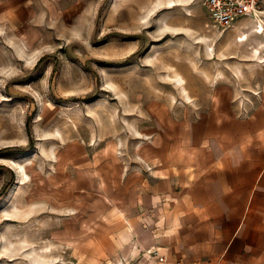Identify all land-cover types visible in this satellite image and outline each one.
Returning <instances> with one entry per match:
<instances>
[{"label": "rangeland", "instance_id": "obj_1", "mask_svg": "<svg viewBox=\"0 0 264 264\" xmlns=\"http://www.w3.org/2000/svg\"><path fill=\"white\" fill-rule=\"evenodd\" d=\"M172 1L0 0V264H147L150 166L262 101L264 0Z\"/></svg>", "mask_w": 264, "mask_h": 264}, {"label": "crops", "instance_id": "obj_2", "mask_svg": "<svg viewBox=\"0 0 264 264\" xmlns=\"http://www.w3.org/2000/svg\"><path fill=\"white\" fill-rule=\"evenodd\" d=\"M198 138L148 169L147 264H264V95Z\"/></svg>", "mask_w": 264, "mask_h": 264}, {"label": "built area", "instance_id": "obj_3", "mask_svg": "<svg viewBox=\"0 0 264 264\" xmlns=\"http://www.w3.org/2000/svg\"><path fill=\"white\" fill-rule=\"evenodd\" d=\"M261 0H204L212 25L218 29L226 30L234 26L244 17L258 16ZM149 257H156L158 261H164V257L157 249L148 252Z\"/></svg>", "mask_w": 264, "mask_h": 264}, {"label": "bare ground", "instance_id": "obj_4", "mask_svg": "<svg viewBox=\"0 0 264 264\" xmlns=\"http://www.w3.org/2000/svg\"><path fill=\"white\" fill-rule=\"evenodd\" d=\"M160 4V3H159ZM174 4V2L172 0H170V5ZM254 18V17H253ZM255 18H258V16H255ZM253 31L259 33V34H263L264 33V26H263V23L261 21H259V23H257L255 25V29H253ZM248 39V33H245V32H242L240 34L239 37L236 38L237 41H247ZM258 50H256L257 52ZM177 67V68H176ZM175 69L173 70V73L174 76H175V80H178V83L176 84L178 87H181V89H184L183 87V83H182V80L183 78H181L178 74V71L177 70H183V67H181L178 63L176 65ZM115 264V263H113Z\"/></svg>", "mask_w": 264, "mask_h": 264}]
</instances>
